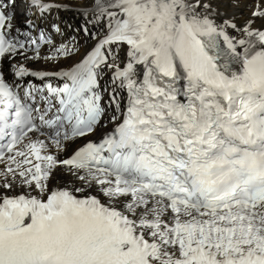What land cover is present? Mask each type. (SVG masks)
<instances>
[{
    "label": "snow or ice",
    "instance_id": "6c2138e0",
    "mask_svg": "<svg viewBox=\"0 0 264 264\" xmlns=\"http://www.w3.org/2000/svg\"><path fill=\"white\" fill-rule=\"evenodd\" d=\"M19 2L0 0V264H264V0H92L83 55L61 0Z\"/></svg>",
    "mask_w": 264,
    "mask_h": 264
},
{
    "label": "bare ground",
    "instance_id": "6f19581e",
    "mask_svg": "<svg viewBox=\"0 0 264 264\" xmlns=\"http://www.w3.org/2000/svg\"><path fill=\"white\" fill-rule=\"evenodd\" d=\"M61 2L67 5V8L60 9L54 16L53 19L64 27L65 35L60 40H73L77 43L80 48L81 55L88 51L95 43L90 36L83 31L85 27L89 29L92 34H96L99 29L93 24L89 23L90 16L85 15L90 11V5L92 0H61ZM221 8L227 12L232 13L236 11H243V9H233L229 3H221ZM76 59H79L77 57ZM71 60H62V63L67 66L71 64ZM36 67H50L46 64H37Z\"/></svg>",
    "mask_w": 264,
    "mask_h": 264
}]
</instances>
